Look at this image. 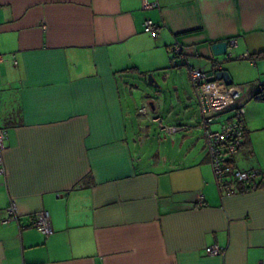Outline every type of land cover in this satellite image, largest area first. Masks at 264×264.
<instances>
[{
  "label": "crops",
  "instance_id": "1",
  "mask_svg": "<svg viewBox=\"0 0 264 264\" xmlns=\"http://www.w3.org/2000/svg\"><path fill=\"white\" fill-rule=\"evenodd\" d=\"M149 1L157 6L0 0V264L264 262V187L219 194L187 69L169 52L178 42L187 64L244 87L246 128L231 163L264 170V98H254L264 85V0ZM218 41L229 48L215 56ZM162 70L177 72L170 105L132 88L135 76ZM232 114L217 112L210 128ZM156 117L174 128L159 129ZM10 201L19 223L2 221ZM40 210L49 236L29 226ZM211 245L223 254H207Z\"/></svg>",
  "mask_w": 264,
  "mask_h": 264
},
{
  "label": "built area",
  "instance_id": "2",
  "mask_svg": "<svg viewBox=\"0 0 264 264\" xmlns=\"http://www.w3.org/2000/svg\"><path fill=\"white\" fill-rule=\"evenodd\" d=\"M157 6L156 2L143 0V7L150 9ZM143 29L152 37L157 36V25L149 18L143 23ZM230 44H235V40H230ZM171 61L173 65H184L187 69L190 82L192 84L196 102L201 111L200 126L204 132L205 144L209 155V163L213 178L219 194L222 197L236 195L242 192H248L258 187H264V170L257 169H239L232 165V157L242 148V141L246 128L245 108L238 104L244 87L242 85L224 84L215 77L199 67L187 64L184 50L178 42L169 47ZM243 57L248 58L249 54L245 53ZM4 56L0 54V63ZM231 108L233 114L231 118L221 124L219 130H213L210 125L217 118L216 113ZM139 113L146 116L147 107L141 106ZM161 130H172L163 123L159 117L151 119ZM6 137V131L0 129V150L3 149V141ZM5 165L0 155V175H5ZM205 196L199 193L197 197L198 206H203ZM6 216L3 222L15 221L19 223V213L16 203L10 201L5 207ZM20 228L24 227L19 225ZM30 227L36 228L45 236L52 233L50 224V215L46 210H40L35 214L29 224ZM207 254L220 255L224 250L217 245L207 246ZM264 264V262H259Z\"/></svg>",
  "mask_w": 264,
  "mask_h": 264
},
{
  "label": "rangeland",
  "instance_id": "3",
  "mask_svg": "<svg viewBox=\"0 0 264 264\" xmlns=\"http://www.w3.org/2000/svg\"><path fill=\"white\" fill-rule=\"evenodd\" d=\"M173 70H171L173 73H170L169 70H168L169 73L164 72L163 70L159 71V72H151V74L155 78L156 82L158 83V87H153V86L148 85L147 81H146V76L144 77V76H140V75L138 76L137 75L133 78V81L136 80V82L134 81L136 84H134L132 88H134L138 91H141L142 96L144 98L146 96V97H150L151 100H154V99L159 97L161 100H166L168 105H170V103H172L171 98L174 97V93H173L174 83L172 80H174L173 79L174 75L177 74V72L173 71ZM183 70H185V69H183ZM183 70L179 75L182 76L184 84H185V86H187V81H186V77L184 75ZM171 75H172V77H171ZM135 85H137V87ZM196 105H197V103H196ZM196 105H194V106H196ZM160 116L163 117L162 114ZM163 119H164V117H163ZM164 122L166 123L165 120H164Z\"/></svg>",
  "mask_w": 264,
  "mask_h": 264
},
{
  "label": "water",
  "instance_id": "4",
  "mask_svg": "<svg viewBox=\"0 0 264 264\" xmlns=\"http://www.w3.org/2000/svg\"><path fill=\"white\" fill-rule=\"evenodd\" d=\"M229 44L227 41H218L211 45L212 52L215 56H220L226 54ZM215 78L223 80L226 84H230L231 80L227 71L218 70L215 73ZM147 84L153 87H158V83L151 73L146 75Z\"/></svg>",
  "mask_w": 264,
  "mask_h": 264
},
{
  "label": "trees",
  "instance_id": "5",
  "mask_svg": "<svg viewBox=\"0 0 264 264\" xmlns=\"http://www.w3.org/2000/svg\"><path fill=\"white\" fill-rule=\"evenodd\" d=\"M262 53H264V52H262ZM260 55H264V54H260ZM254 98H255V99H262V98H264V85H262L260 91L257 92V93L254 95Z\"/></svg>",
  "mask_w": 264,
  "mask_h": 264
}]
</instances>
